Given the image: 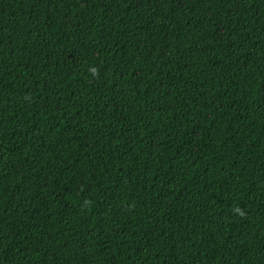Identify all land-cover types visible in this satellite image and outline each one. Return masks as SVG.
Here are the masks:
<instances>
[{"label": "trees", "instance_id": "1", "mask_svg": "<svg viewBox=\"0 0 264 264\" xmlns=\"http://www.w3.org/2000/svg\"><path fill=\"white\" fill-rule=\"evenodd\" d=\"M0 264H264V0H0Z\"/></svg>", "mask_w": 264, "mask_h": 264}]
</instances>
